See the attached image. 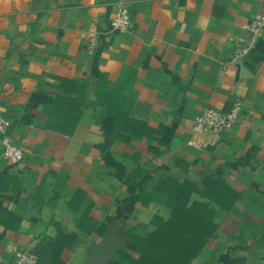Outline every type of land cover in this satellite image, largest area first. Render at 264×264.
I'll list each match as a JSON object with an SVG mask.
<instances>
[{"label": "crops", "instance_id": "0c3cea01", "mask_svg": "<svg viewBox=\"0 0 264 264\" xmlns=\"http://www.w3.org/2000/svg\"><path fill=\"white\" fill-rule=\"evenodd\" d=\"M116 2L0 0V110L23 152L10 163L0 143V264L57 231L76 234L60 259L83 264L129 225L154 228L169 209L142 189L161 177L224 180L235 209L264 175V30L243 72L231 62L264 0H127L123 32L110 26ZM235 102L232 128L193 131L202 110Z\"/></svg>", "mask_w": 264, "mask_h": 264}, {"label": "trees", "instance_id": "16d2710c", "mask_svg": "<svg viewBox=\"0 0 264 264\" xmlns=\"http://www.w3.org/2000/svg\"><path fill=\"white\" fill-rule=\"evenodd\" d=\"M142 190L153 204L169 209V216L152 229L133 223L119 231L118 238L124 241L123 248L114 256V261L119 264H189L202 252L209 239L216 236L219 225L210 217L214 206L228 212L242 201L240 192L224 180L209 181L200 186L189 179L178 181L164 176ZM81 194L84 192L77 190L72 199L75 200V196L79 199ZM91 207L89 201L87 211L77 218V222L86 218L90 221ZM101 225L99 234L106 231V225ZM75 238V233L57 231L54 239L36 245L31 252L43 264H64L60 255L70 248Z\"/></svg>", "mask_w": 264, "mask_h": 264}, {"label": "rangeland", "instance_id": "374dc122", "mask_svg": "<svg viewBox=\"0 0 264 264\" xmlns=\"http://www.w3.org/2000/svg\"><path fill=\"white\" fill-rule=\"evenodd\" d=\"M243 186V203L235 209L214 206L210 217L219 231L189 264H264V175Z\"/></svg>", "mask_w": 264, "mask_h": 264}, {"label": "built area", "instance_id": "2783aa9c", "mask_svg": "<svg viewBox=\"0 0 264 264\" xmlns=\"http://www.w3.org/2000/svg\"><path fill=\"white\" fill-rule=\"evenodd\" d=\"M111 29L114 32H123L131 27L130 8L127 0H117L116 10L110 21ZM246 35H235L232 38V56L231 62L237 63L245 58L257 45L264 30V17L255 15L248 22L242 25ZM95 47V41L90 40L86 46L88 51ZM240 104L235 102L225 111H219L214 108H205L195 118L193 131L199 133H218L228 130L234 126L240 116ZM10 124L3 116L0 110V143L2 146V157L10 163H18L23 152L16 145L9 133ZM15 264H43L38 257L28 249H19L14 251Z\"/></svg>", "mask_w": 264, "mask_h": 264}, {"label": "water", "instance_id": "95a60500", "mask_svg": "<svg viewBox=\"0 0 264 264\" xmlns=\"http://www.w3.org/2000/svg\"><path fill=\"white\" fill-rule=\"evenodd\" d=\"M237 75L243 72L241 60L237 63ZM111 236L104 238L102 242L90 249L88 256L83 264H109L114 260L115 254L124 246L123 239L113 238L114 242L111 243Z\"/></svg>", "mask_w": 264, "mask_h": 264}]
</instances>
